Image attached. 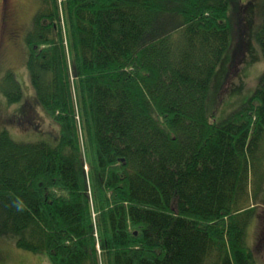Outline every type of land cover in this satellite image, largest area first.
<instances>
[{"label":"trees","instance_id":"16d2710c","mask_svg":"<svg viewBox=\"0 0 264 264\" xmlns=\"http://www.w3.org/2000/svg\"><path fill=\"white\" fill-rule=\"evenodd\" d=\"M45 5L44 17L58 18V6ZM60 6L71 61L61 30L41 27L34 38L45 46L28 39L26 66L36 106L61 133L47 144L0 130V233L52 264H99V253L103 264H257L245 233L264 193V68L244 94L255 52L238 66L241 26L229 18L254 10V0ZM246 20L264 61V11L259 26L254 14ZM237 66L229 98L243 94L242 108L228 116L214 99Z\"/></svg>","mask_w":264,"mask_h":264},{"label":"rangeland","instance_id":"374dc122","mask_svg":"<svg viewBox=\"0 0 264 264\" xmlns=\"http://www.w3.org/2000/svg\"><path fill=\"white\" fill-rule=\"evenodd\" d=\"M46 3L58 6V18H55V16L52 18L50 14L44 17V13L47 9ZM62 3H65V0H48V2L45 0H0V130L6 129L14 139L20 141H30L40 137L39 139L49 144L47 141L53 143L55 140L54 138L58 137L59 133H61V125L58 120H53V118L48 115L45 116L35 104L34 89L30 82L26 60L31 51L28 39L36 40L34 38L35 34L41 27H44L47 28L48 34H57L58 30H61L62 41L58 37L56 43H59V41L63 43L64 47H62V51H64V56L67 58V62L71 61L70 51H68V24L66 17H64L62 6H60ZM254 3H256L254 10L252 6L247 10L240 11L236 15L232 11V14L231 12L229 13L231 27L237 29L239 25L241 26L240 32L243 41L242 49L244 61L242 60L243 63L238 64V66H242L247 62L246 54L249 53V48H251V46L254 48L255 52L254 56L251 55L252 58L248 65L242 70V72L245 73L243 81L245 84L244 94L245 91H249L252 94L257 79L264 68L263 55L255 43L257 39L254 36H256V34L252 33L250 35L248 31L249 27H247L246 16L248 18L250 15L254 14V24H258V26L262 20L264 0H254ZM51 8L53 7H50V9ZM52 14H55V12ZM34 44L39 45V47L45 46V43L39 40H36ZM68 66L69 72L72 73V66ZM238 66L234 67V74H231V71L226 83L223 85V94L219 96L218 93L216 99H214V103L216 102V104H218V111H227L232 108L231 111L229 110L226 113L223 111L222 114H235L241 111L242 103L235 106V101H240L243 94L240 97L229 98V95L234 92L238 85ZM224 70L225 65H222L218 75L222 74ZM71 73L69 79L71 85L70 92L74 105L75 118L78 120L77 79L74 74ZM8 80H11L15 86V95L12 94L10 96V92L7 91ZM214 93L216 94V92ZM211 97L212 94L210 100ZM57 111L60 110L58 109ZM57 111H55V113H57ZM218 115L219 113L217 112V118L220 117ZM77 128L81 140V147L85 153L86 144L83 136V129L79 126L78 122ZM84 168L88 173L87 163L84 164ZM261 187L264 190V173ZM262 199L263 200L260 202H258V200L252 203L254 207L248 218L249 222L245 233L247 244L257 249L255 253L257 264H264V193ZM97 233L98 231L95 229L94 235ZM258 237H261V242L259 241L257 244L256 241ZM97 249L98 252H100L98 245ZM46 257L47 255L42 252H32L30 250L18 248L15 246L12 236L0 233V264H52L50 259ZM98 263L103 264L101 253L98 254Z\"/></svg>","mask_w":264,"mask_h":264}]
</instances>
